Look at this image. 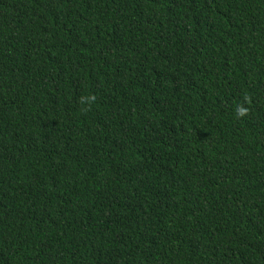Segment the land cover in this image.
I'll use <instances>...</instances> for the list:
<instances>
[{"label":"trees","instance_id":"16d2710c","mask_svg":"<svg viewBox=\"0 0 264 264\" xmlns=\"http://www.w3.org/2000/svg\"><path fill=\"white\" fill-rule=\"evenodd\" d=\"M0 264H264V0H0Z\"/></svg>","mask_w":264,"mask_h":264}]
</instances>
